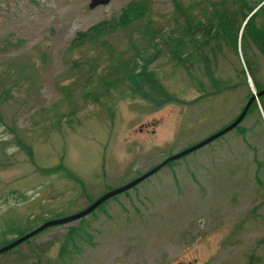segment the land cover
I'll return each instance as SVG.
<instances>
[{
	"label": "rangeland",
	"instance_id": "rangeland-1",
	"mask_svg": "<svg viewBox=\"0 0 264 264\" xmlns=\"http://www.w3.org/2000/svg\"><path fill=\"white\" fill-rule=\"evenodd\" d=\"M140 1L143 17L134 4ZM173 1L111 0L89 9L90 0H0V245L81 211L108 190L220 131L241 112L253 82L239 40L236 55L229 39H210V47L222 45L214 76L239 84L201 101L198 80L185 70L174 72L169 56L155 51L159 41L145 26L155 19L164 33L176 36ZM260 1L246 0L249 5ZM178 2L185 8L208 4ZM101 22L115 29L98 41L100 53L71 49L77 33ZM256 25L264 27V11ZM197 34L201 43L202 33ZM109 54L157 70L181 103L155 109L130 95L114 82ZM248 55L256 57L264 85V59L250 45ZM233 69H243L245 78H235ZM60 163L64 170L53 171ZM241 220L243 227L232 233ZM79 225L78 220L49 227L0 254V264H52L62 236ZM83 227L90 243L73 256L74 264H247L253 254L264 264L260 102L238 129L107 200L85 217Z\"/></svg>",
	"mask_w": 264,
	"mask_h": 264
},
{
	"label": "trees",
	"instance_id": "trees-1",
	"mask_svg": "<svg viewBox=\"0 0 264 264\" xmlns=\"http://www.w3.org/2000/svg\"><path fill=\"white\" fill-rule=\"evenodd\" d=\"M207 1L208 4L198 5L199 8H193L192 6L185 8L178 0L173 1L177 18L172 20L173 23L171 25L174 31L178 32L176 36L171 35L170 32L168 34L164 33V28L156 26L155 19H151L147 23V26H145V31L146 33L151 31L154 34L153 41L154 39L159 41V43L154 44L155 51L169 56L174 72L185 70L188 74L192 75L193 79L198 80V90L201 91L202 95L197 101H201L209 95H221L227 89L238 88L239 84L237 82L231 84V79H225L227 76L223 77L220 75L219 80L214 76L215 72L212 65L216 66V52L222 53V45L219 43L216 47H210V39H219L220 41L222 39H229V44H234L236 55L238 54L236 44L239 40L242 47L243 64L253 82L255 91L264 89V85L261 84L257 75L259 72L258 61L255 56L248 55L250 45L264 59V27L256 25V18L259 12L264 11V0L254 5H249L246 0H235L234 3H229V0H215L211 1L212 3H209V0ZM134 4L138 9L143 10V13L140 15V17H143V5H145L143 1ZM258 6L259 8L255 13L250 16ZM199 14L202 18L198 17ZM209 14L212 17H208ZM123 15L126 16V13H123ZM117 24L122 25L119 22ZM148 25H150V29ZM114 29L113 27L110 28L109 22H101L84 32L77 33L71 43V49L82 53L83 48H87L93 53H100L98 41L104 38L103 35L108 30L112 31ZM212 30L216 34L213 38H209ZM197 33H202L200 36L201 43H198L200 41H195ZM105 44L103 43L104 46ZM207 47H209L208 50H206ZM120 57L121 55L114 56L113 54H109L110 64L113 66L114 82L122 84L130 95L142 97L143 100L149 101L155 109L169 103H181L180 99L163 85L162 77L157 70H150L145 66L138 67L134 60H123ZM116 60L118 62L114 66ZM233 72L235 78H238L240 75H243L245 78V71L243 69L240 71L233 69ZM207 86L211 90H208ZM249 96H252V92H250ZM263 99L264 96L260 97L259 102L264 109ZM255 109H257L256 102L251 105L247 113ZM238 126L235 129H238ZM18 145L21 150L31 156L30 148L21 138H18ZM60 162L63 163L62 159ZM61 163L53 171L64 170ZM66 176H69V173H66ZM96 210L89 215H92ZM79 222L81 225L76 228H68L62 236L57 249V257L53 259L52 264H74L73 256L81 253L84 242L90 243V236L83 227L85 217L80 219ZM244 223L245 220H241L235 224L232 233L240 230ZM260 243H264V238L260 240ZM4 245L6 244L3 243L0 247ZM262 261V258H256L253 254L249 257L247 264H262Z\"/></svg>",
	"mask_w": 264,
	"mask_h": 264
},
{
	"label": "water",
	"instance_id": "water-1",
	"mask_svg": "<svg viewBox=\"0 0 264 264\" xmlns=\"http://www.w3.org/2000/svg\"><path fill=\"white\" fill-rule=\"evenodd\" d=\"M110 1L111 0H90V2L88 4V8L94 9L96 7H99V6H106L110 3ZM255 11L256 10H254V12ZM254 12H252L250 15H252ZM251 88H252L251 89L252 96L248 99V101L244 105L241 112L238 114V116L230 124L225 126L220 131L216 132L215 134L211 135L210 137L206 138L205 140H203V141H201L195 145H192V146H190V147H188V148H186V149H184V150H182L176 154L171 155L170 157L163 160L160 164H158V165L154 166L153 168L145 171L143 174H141L138 177L130 180L129 182H127V183H125V184H123L117 188L108 190L107 192L103 193L95 201L90 203L87 207H85L81 211L74 213L72 215L66 216V217L52 219V220H48V221L44 222L42 225H40L35 230L11 241L10 243H8L2 247H0V254L13 249L14 247H16L19 244H21L22 242H24L25 240L37 235L38 233H40L41 231H43L49 227L66 225V224L78 221V220L88 216L89 214H91L94 210H96L104 202H106L107 200H109V199H111V198H113L119 194H122V193L134 188L135 186H137L141 182L145 181L146 179H148L149 177H151L152 175L157 173L166 164L173 162L175 160L181 159L184 156H186V155L208 145L209 143L215 141L216 139L222 137L226 133L234 130L243 121V119L246 116L251 105L254 102H256V104H258L259 98L264 96V89L259 90V91H255V89L253 88L252 85H251Z\"/></svg>",
	"mask_w": 264,
	"mask_h": 264
},
{
	"label": "bare ground",
	"instance_id": "bare-ground-1",
	"mask_svg": "<svg viewBox=\"0 0 264 264\" xmlns=\"http://www.w3.org/2000/svg\"><path fill=\"white\" fill-rule=\"evenodd\" d=\"M253 14H254V13H253ZM253 14H252V15H253ZM252 15H250V16H252Z\"/></svg>",
	"mask_w": 264,
	"mask_h": 264
}]
</instances>
